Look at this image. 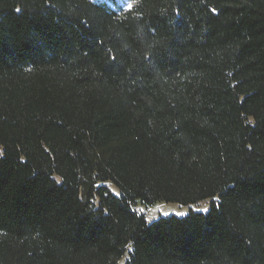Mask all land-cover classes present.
<instances>
[{"label":"trees","instance_id":"trees-1","mask_svg":"<svg viewBox=\"0 0 264 264\" xmlns=\"http://www.w3.org/2000/svg\"><path fill=\"white\" fill-rule=\"evenodd\" d=\"M128 1L0 0V264H264V0Z\"/></svg>","mask_w":264,"mask_h":264},{"label":"rangeland","instance_id":"rangeland-1","mask_svg":"<svg viewBox=\"0 0 264 264\" xmlns=\"http://www.w3.org/2000/svg\"><path fill=\"white\" fill-rule=\"evenodd\" d=\"M92 2L103 3L107 8L114 12H125L130 10L127 5H134L133 2L126 0H115L109 2L106 0H91ZM105 186L111 188L113 193H117L116 189L113 188L109 183H106ZM209 208V201H202L200 203L188 206H182L173 203H154L148 206L142 205L139 202L133 204V209L140 215H143L147 223H151L154 220H157L160 217L166 216H175V217H184L190 211L192 212H201L205 213ZM126 258V256H124ZM125 260L121 258L117 264H124Z\"/></svg>","mask_w":264,"mask_h":264},{"label":"snow or ice","instance_id":"snow-or-ice-1","mask_svg":"<svg viewBox=\"0 0 264 264\" xmlns=\"http://www.w3.org/2000/svg\"><path fill=\"white\" fill-rule=\"evenodd\" d=\"M125 2H126V0H125ZM127 7H128L129 9H131V8H132V5H131V4H128Z\"/></svg>","mask_w":264,"mask_h":264}]
</instances>
